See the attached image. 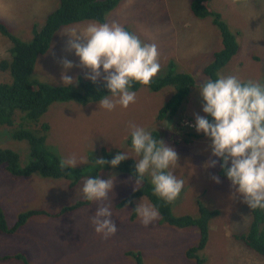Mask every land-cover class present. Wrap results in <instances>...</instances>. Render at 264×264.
<instances>
[{"label": "rangeland", "instance_id": "rangeland-1", "mask_svg": "<svg viewBox=\"0 0 264 264\" xmlns=\"http://www.w3.org/2000/svg\"><path fill=\"white\" fill-rule=\"evenodd\" d=\"M192 2L120 0L105 21L117 22L142 42L157 46L161 70L153 79L162 78L171 71L195 78L197 85L182 103L175 119L171 118L170 112L165 119H159L160 111L175 94V89L166 87L154 92L142 86L134 91L136 100L128 108L117 105L114 110H105L100 108V100L85 105L53 102L39 122L49 123L51 127L47 147L60 160L74 156L77 161L74 169L88 168L92 166L93 158L103 159V152L112 150L139 159L128 144L130 123L145 128L151 134L158 131L165 144L174 148L179 157L169 170L184 181V193L172 207L174 218L186 214L199 217L206 224L209 217L198 212V202L209 211L219 212L211 222L212 234L207 248L191 256L190 251L201 242L199 229L193 226L184 229L171 227L178 221L170 223L160 213L157 220L145 227L134 212L135 208L141 202L154 205L147 199L120 198L122 191L133 188L134 182L126 179L131 178L126 173L110 169L102 170L99 178L114 180L113 191L104 202L110 205L112 219L118 227L114 236L105 239L94 231L91 217L98 205L92 202L91 206L69 213L62 219L38 217L14 234L0 233V254L10 256L0 260V264H23L14 257L17 254L25 256L29 264H137L131 253L140 254L143 264H197L204 257L206 261L203 264H264V257L239 239L241 235L248 234L253 223L249 206L243 202V197L234 193L230 181L220 177L222 182L217 184L211 179L213 175L219 176L220 165L204 168L211 156L208 150L210 140L190 126L195 123L194 114L206 115L198 88L206 81L204 69L212 62L215 52L222 48L219 28L211 17L197 18L191 11ZM209 6L221 15L233 32L239 33V52L219 74L264 84V0H212ZM58 7L59 0H0V21L20 40L30 42L34 30L42 28L47 17ZM93 22L99 23L89 21L57 33L49 51L38 60L31 79L51 87L64 86L61 81L64 69L60 60L67 58L79 64L74 51L66 50L70 39L66 34ZM11 47V41L0 34V60L12 59ZM89 72V69L74 67L68 70V75L74 80L82 78L92 82L85 78ZM12 82L10 72L0 70V83ZM101 82H104L103 78L97 83ZM23 116L17 113L14 128H0V147L18 152L24 160L23 165H26L28 141L14 140L11 134L22 130V127H36L34 122L25 120ZM179 120H183L180 127L193 128L191 133L197 138L188 136L189 128L182 132L186 138L194 140L193 143L185 144L180 138L175 127ZM175 140L180 144H175ZM212 159L219 160L218 157ZM1 170L0 206L5 210L9 226L17 222L21 213L30 209H58L84 199L82 187L87 179L76 188L69 189V182L65 179L43 178L37 173L28 179H5L6 175Z\"/></svg>", "mask_w": 264, "mask_h": 264}, {"label": "clouds", "instance_id": "clouds-1", "mask_svg": "<svg viewBox=\"0 0 264 264\" xmlns=\"http://www.w3.org/2000/svg\"><path fill=\"white\" fill-rule=\"evenodd\" d=\"M66 35L70 37L66 50L74 51L79 64H74L67 58L60 60L64 69L61 74L62 84L67 87L78 83V79L74 80L68 75V70L74 67L89 69L85 78L94 84L103 78L111 93L99 101L100 108L105 110H114L117 105L128 108L136 100V93L130 90L133 82L148 85L152 80L155 81L153 78L161 70L157 46L142 42L136 34L117 22L89 23L82 29H72ZM198 90L203 101L202 110L206 115L194 114L195 123L190 126L210 140L208 150L211 156L204 168H215L219 164L231 182L234 193L243 197V202L251 209L264 210V84L254 80L242 81L235 75L218 74L217 79H208L200 84ZM129 127L132 147L139 159H136L135 164L136 180L125 177L134 182L133 188L122 191L120 198L147 199L153 204L148 196H133L146 176L153 185L155 196L167 203L180 199L184 193V181L169 170L178 161L176 150L166 145L162 139H155L143 127L134 123H130ZM212 157H218L219 160ZM129 158L127 153L118 152L111 161L96 159L95 164H110L115 168ZM59 166L61 169L75 168L77 161L74 156L62 158ZM211 179L217 184L222 182L216 175L211 176ZM113 188L112 178L104 180L99 177L88 178L82 187L84 197L97 202L91 223L94 231L105 239L118 231L116 222L112 219L111 207L104 203ZM154 206L141 202L135 208L134 212L145 227L159 218V212ZM216 217H210L205 224L209 229V236L201 250L208 246L212 234L211 222ZM170 226L177 229L187 227ZM193 227L198 228L201 233L199 226ZM8 255L0 256V260L10 258ZM204 258L206 261V257Z\"/></svg>", "mask_w": 264, "mask_h": 264}, {"label": "trees", "instance_id": "trees-1", "mask_svg": "<svg viewBox=\"0 0 264 264\" xmlns=\"http://www.w3.org/2000/svg\"><path fill=\"white\" fill-rule=\"evenodd\" d=\"M120 0H59V7L51 13L45 20L42 28L34 30L33 40L24 42L10 32L6 24L0 21V34L8 38L12 47L10 49L11 60L1 59L0 70L2 72H10L13 82L0 83V128L3 126H15L14 118L17 113H22L25 120H30L36 124L35 128H24L15 130L11 134L13 139L17 141H28L29 153L26 156V165H23L21 155L9 148L0 147V169L4 172L5 179L7 177L14 179H28L33 174L37 173L43 178L65 179L69 182V189L76 188L84 179L99 177L102 170L117 169L120 172L126 173L131 178L135 179V164L136 158H129L118 167L111 165H97L93 158L92 166L82 169L60 168V158L47 147V135L50 131L49 123L39 122L40 118L47 113L53 102L69 103L76 102L85 105L92 101H98L105 95H110V91L106 88L104 82L93 83L79 78L77 86H49L37 79L32 80L31 74L38 63L40 57L44 56L50 49L55 35L64 31L69 26H80L89 21L105 23L107 15L114 10ZM212 0H193L191 11L197 18L211 17L213 24L216 25L221 33L222 48L215 52L212 62L204 69L203 74L208 79H217L220 71L229 65L230 61L239 52V43L237 37L239 33L233 32L230 27L221 19V15L215 13L211 5ZM196 80L193 76L186 73L169 72L166 76L151 81L148 85H143L138 82H133L130 90L137 91L142 86L150 88L154 92H159L166 87H173L175 94L164 105L160 111L159 119H165L170 112L172 119H175L177 113L182 107V103L196 86ZM211 120L212 118L209 117ZM171 123V120H169ZM180 122L175 125L179 136L185 144L193 143L194 140L186 138L182 132L189 128L188 136H197L193 132V128L182 126ZM198 135V133H197ZM152 136L155 139H161V134L154 131ZM199 136V135H198ZM128 144L131 148V136L128 139ZM175 144L179 145V140H175ZM22 154V152H20ZM104 158L109 161L118 153L115 150L106 151ZM23 155V154H22ZM25 156V155H23ZM222 163V161H221ZM219 177L228 180L220 167ZM229 181V180H228ZM133 196H148L163 218L172 225L176 226H193L197 225L201 229V242L198 248L190 251L191 256H194L197 251L203 249L207 243L209 229L202 223V219H196L193 216H181L174 218L172 212L173 203H167L153 194V185L144 177L139 189ZM93 201L79 200L76 203L65 206L63 208L51 209H30L21 213L17 222L13 226H9L5 210L0 206V231L4 234H14L21 227L29 223L30 220L38 217H47L54 219H62L69 213L79 211L84 207L92 205ZM199 211L207 217L218 215L217 210H207L201 202H198ZM172 205V206H171ZM253 215V223L248 234L241 235L239 239L251 250L261 254L264 257V210L251 209ZM130 255V254H128ZM137 264H143L140 254H133ZM23 264H29L28 260L22 254L14 256ZM1 259V257H0ZM9 259V257H6ZM205 258L197 262L203 264Z\"/></svg>", "mask_w": 264, "mask_h": 264}, {"label": "crops", "instance_id": "crops-1", "mask_svg": "<svg viewBox=\"0 0 264 264\" xmlns=\"http://www.w3.org/2000/svg\"><path fill=\"white\" fill-rule=\"evenodd\" d=\"M5 255H8V254H4V255H1V254H0V256H5Z\"/></svg>", "mask_w": 264, "mask_h": 264}]
</instances>
